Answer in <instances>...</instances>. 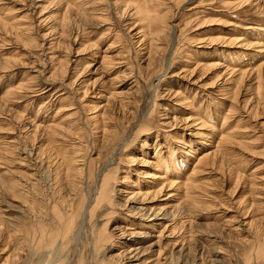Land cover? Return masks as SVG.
<instances>
[{"label":"rangeland","instance_id":"obj_1","mask_svg":"<svg viewBox=\"0 0 264 264\" xmlns=\"http://www.w3.org/2000/svg\"><path fill=\"white\" fill-rule=\"evenodd\" d=\"M147 207L158 264H264V0H0V264H124Z\"/></svg>","mask_w":264,"mask_h":264},{"label":"bare ground","instance_id":"obj_2","mask_svg":"<svg viewBox=\"0 0 264 264\" xmlns=\"http://www.w3.org/2000/svg\"><path fill=\"white\" fill-rule=\"evenodd\" d=\"M245 4V3H244ZM127 5V4H126ZM68 6V5H67ZM70 8H71V6H70ZM131 9V8H130ZM124 10H126V9H124ZM128 10V9H127ZM136 10V12L137 11H140L141 10V7H138V8H135L134 9V11ZM68 11V10H67ZM66 11V12H67ZM131 11V10H130ZM129 13V12H128ZM134 13V12H133ZM132 13V14H133ZM140 13V12H139ZM137 15V14H136ZM166 25V24H165ZM162 28V27H161ZM218 40V39H217ZM89 46V45H88ZM86 49V48H85ZM235 59V58H234ZM263 67V66H262ZM261 69V68H260ZM247 71V70H246ZM252 71V70H251ZM78 72V71H77ZM242 72H245V71H242ZM248 72H250V70L248 71ZM258 72V71H257ZM257 72H255V74L257 73ZM260 72H261V70H260ZM251 73V72H250ZM253 76V75H252ZM242 77V76H241ZM240 77V78H241ZM256 77V76H255ZM259 77V76H258ZM261 77V76H260ZM259 77V78H260ZM245 79V78H244ZM257 79V78H256ZM236 80V79H235ZM241 80H242V78H241ZM239 80H237V82H238ZM236 82V81H235ZM260 82V81H259ZM261 85V84H260ZM261 87V86H260ZM257 89V88H256ZM259 89V88H258ZM261 89V88H260ZM257 91V90H256ZM260 91V90H259ZM5 98V97H4ZM225 119H227L226 118V116H225V118H224V120ZM229 119V118H228ZM198 119H197V117H196V120L195 121H197ZM223 120V121H224ZM171 122V121H170ZM219 124V123H218ZM223 124H225V121H224V123ZM221 125V124H220ZM210 127V126H209ZM218 129V128H217ZM224 129V128H223ZM217 131V130H216ZM222 131V130H221ZM220 132V131H219ZM203 135V134H202ZM234 133L231 131V132H229V129L228 130H224L222 133H221V135L219 136V139H218V142H215V146H214V149L212 150V151H210V152H208V153H206V154H204V155H202L198 160H197V163L201 166V167H203L204 165H207V166H209V165H215V164H217V162H219L220 163V161H222V159L220 158V154L222 153V151H221V153H219L220 152V147H222L223 145V142L226 144V142L225 141H227V143H228V139L229 138H232L233 139V137H234ZM200 136V135H199ZM237 136V135H236ZM217 139V138H216ZM109 140V139H108ZM217 141V140H216ZM232 142V141H231ZM217 143V144H216ZM234 143V142H233ZM241 143V142H240ZM236 144V143H235ZM222 145V146H221ZM225 146H227V145H225ZM186 147V146H185ZM227 147H229V143H228V146ZM220 149V150H219ZM227 149V148H226ZM226 149H224V151L226 150ZM229 150V149H228ZM223 151V152H224ZM24 152H25V150H24ZM32 152V151H31ZM225 153V152H224ZM223 153V154H224ZM227 153V152H226ZM226 155V154H225ZM224 156V155H223ZM163 158V157H162ZM35 159V158H34ZM161 159V158H160ZM159 160V159H158ZM157 160V161H158ZM165 160H167V159H165ZM219 160V161H218ZM162 161H163V159H162ZM209 164V165H208ZM161 165V164H160ZM177 167V166H176ZM195 168H196V166H194ZM193 167V168H194ZM198 168V167H197ZM193 170H195V169H193ZM197 170H199V169H197ZM164 171H168V169H165ZM175 171V170H174ZM176 172H178V171H176ZM195 172H196V170H195ZM194 172V173H195ZM158 173V172H157ZM173 173H175V172H173ZM198 174V173H197ZM167 175V174H166ZM195 175V174H194ZM193 175V176H194ZM199 175V174H198ZM197 175V176H198ZM112 176V175H111ZM157 176V175H156ZM192 176V177H193ZM243 176V175H242ZM105 177V176H104ZM103 177V178H104ZM191 177V176H190ZM158 178H163V177H160L159 175H158ZM197 178V177H196ZM104 179H106V178H104ZM103 179V180H104ZM161 179L159 180L160 182H159V184H158V189H154V194H157L159 191L161 192V190L162 189H164V188H166L167 186H172L173 184H171L170 183V185H168L167 184V186H163L165 183H163V181H161ZM109 180V179H108ZM192 180H193V178H192ZM104 181H106V180H104ZM190 182V181H189ZM193 182H195V181H193ZM193 182H191V184H193ZM187 183V182H186ZM198 183V182H197ZM166 185V184H165ZM188 185H189V183H188ZM188 185H187V187H188ZM102 186V185H101ZM180 186V185H179ZM157 187V186H156ZM186 187V189H185V191H184V193H183V197H184V201L187 203V204H189V205H191L190 207H197L199 204H198V202H199V200H198V197L197 196H195L194 194H193V192H192V189L191 188H187ZM179 188V187H178ZM184 189V188H183ZM251 190H253V189H251ZM197 192V191H196ZM195 193V192H194ZM101 194H102V192H101ZM133 195V194H132ZM145 195V197L147 196V195H149L147 192L144 194ZM205 195V194H204ZM156 196V195H155ZM131 198H133V197H131ZM200 203V202H199ZM202 203V202H201ZM186 204V205H187ZM187 207H188V205H187ZM135 209V208H134ZM183 209V208H182ZM219 209V208H218ZM136 210H140V212L141 211H143V209L142 208H137ZM162 210V209H161ZM190 210V209H189ZM191 210H193L192 208H191ZM190 210V211H191ZM144 216H147V214L149 213V212H151V214H150V216L149 217H152L153 219L151 220L150 218V220H146V221H150L149 222V225H146L145 223H141L140 224V226L142 227V228H146V227H148V228H150V230H152V232L154 231V232H157V236L156 237H154V236H150L149 235V237H151L152 239H149V240H146L144 243H141V242H137V238H144V237H148V234L147 233H144V232H140V233H137V232H134V231H132V232H128V231H125V230H123L122 231V233L121 234H123V237L122 238H124L123 239V242L121 243V246H123V251H122V255L124 256V258H126L124 261V264H158L157 262V260H159V259H161V257L163 256V251H164V247H163V244H160L161 242H160V240H159V237H160V235H161V232L167 227L165 224H163V223H160V222H158L157 223V221H159L160 219H158L160 216H162L161 218V221H163V219H165V215H163V214H161L160 213V210H155V209H152L151 207H147V208H145L144 209ZM136 214V213H135ZM179 217V216H178ZM188 217V216H187ZM143 218V217H142ZM146 219H147V217H146ZM144 220V219H143ZM142 221V220H141ZM146 221H144V222H146ZM166 222H167V220H165ZM147 223V222H146ZM140 227V228H141ZM103 228H104V226H103ZM159 228H161L160 230H158ZM103 230V229H102ZM104 230H105V228H104ZM169 230V229H168ZM167 230V231H168ZM168 233V232H167ZM125 235V236H124ZM245 241V240H244ZM180 247V246H179ZM178 252V251H177ZM150 253V256L148 255ZM176 253V252H175ZM152 254V255H151ZM178 254V253H177ZM48 256V255H47ZM123 256H121V258L123 257ZM50 257V256H49ZM49 257H46V258H41V260H40V262H39V264H46L48 261H50V259H49ZM167 257V256H166ZM207 257V256H206ZM51 258V257H50ZM123 258V259H124ZM157 258V259H156ZM52 259H53V257H52ZM51 259V260H52ZM156 259V260H155ZM164 259V258H163ZM171 261L172 262V260L171 259H169V258H166V259H164L163 261ZM123 261V260H122ZM160 261V260H159ZM155 262V263H154ZM199 262V261H198ZM168 262H166V264H167ZM161 264H163V263H161ZM170 264V263H169ZM191 264V263H190Z\"/></svg>","mask_w":264,"mask_h":264}]
</instances>
